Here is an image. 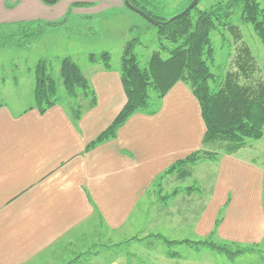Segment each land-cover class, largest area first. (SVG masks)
I'll list each match as a JSON object with an SVG mask.
<instances>
[{
  "label": "crops",
  "instance_id": "crops-1",
  "mask_svg": "<svg viewBox=\"0 0 264 264\" xmlns=\"http://www.w3.org/2000/svg\"><path fill=\"white\" fill-rule=\"evenodd\" d=\"M10 1L15 5L0 0V25L52 17L39 0ZM74 3L94 5L93 0H66L64 8ZM90 64L87 74L82 73L95 104L89 107V100L79 95L76 123L64 103L43 114L34 105L21 112L0 106V264L129 263L130 258L115 246L129 245V239L136 240L133 232L147 230L134 221L147 192L154 187L160 194L164 180L178 179L174 174L159 177L176 161L204 149L205 127L197 99L177 82L154 114H133L113 139L86 150L126 102L120 66ZM240 151L207 160L215 162L213 188L196 220L183 218L182 239L170 240L184 242L169 246L191 248L187 241L210 236L231 193L232 202L215 238L242 246L264 241L263 171L254 160L239 157ZM189 187L174 188L171 199L183 193L188 198L193 194ZM175 190L179 191L174 194ZM187 198L181 199L179 209L185 215ZM111 250L115 253L106 254ZM155 257L157 264L196 262L177 252Z\"/></svg>",
  "mask_w": 264,
  "mask_h": 264
},
{
  "label": "rangeland",
  "instance_id": "rangeland-1",
  "mask_svg": "<svg viewBox=\"0 0 264 264\" xmlns=\"http://www.w3.org/2000/svg\"><path fill=\"white\" fill-rule=\"evenodd\" d=\"M62 1L59 0L53 5L40 1L51 11L50 16L53 18L36 20L40 24L60 22L57 26L46 27L41 25L42 29H37L38 26L35 24L30 30H22L18 28L19 24L26 25L29 21H20L12 23L15 26L3 25L0 28V106L5 105L13 112H21L35 104L33 97L36 85L34 70L39 61L46 64V72L57 81V97L62 98L64 91L59 80V68L60 61L64 57L71 58L81 71L87 74L89 71L87 69L91 65L88 60L90 54L99 56L101 53L107 52L110 57L109 64L118 67L120 66L124 44L133 39L138 41L134 52L141 68L147 67L153 52L160 51L157 27L129 11L121 0L118 2L93 0L94 5L91 3L90 6L87 4L75 6L74 3L66 9L63 4L66 0ZM136 1H138L140 8L152 16L168 20L183 11L192 0ZM227 1L229 0H201L196 6L198 10L204 11ZM257 1L261 7H264V0ZM9 4L13 5L14 3L8 0L7 5ZM86 8L92 9V11H82L83 14H78L82 13L79 12L81 9ZM230 21L239 28L242 41L235 42L232 35L223 28L211 33L214 58L208 65L211 73L215 76L212 87L214 88L221 82L226 73L235 69L234 59L241 44L250 50L255 60L254 81L261 80L264 82V47L260 39L250 24L240 20L239 11H234ZM37 30H41L40 34L35 40H30L28 35L37 34ZM163 43L165 44V42ZM167 46L170 48L169 44ZM160 52L162 57H167L166 52ZM149 99L154 102L155 93L152 89L149 91ZM75 103L77 105V101ZM238 155L241 158L252 159L261 166L263 171L262 207L264 209V137L258 141H248L247 147L241 149ZM192 171V177L183 182L175 180L174 177L164 180L160 194L156 193L157 188L151 187L149 189L146 197L139 205V212L134 215L135 223L138 226H145L147 230L142 231L141 234L133 232L136 235V240L131 238L129 245L115 246V251L119 249L121 252L122 250L123 254L130 258V262L126 264H157L159 259L155 256H167V253L172 252L180 253L183 256L190 255L193 260H196L194 264H264V241L255 246L253 252L245 253L232 260L225 255L216 254L194 244L197 241L223 243L218 241L215 236L219 225L227 216L226 210L232 202V193L226 200V205H223L224 207L217 214L215 219V221H219L217 226H215L214 221L212 228V232H215L214 235L203 240L196 239L191 242V248L184 244L178 246L165 244V239L169 241L172 238L182 239L181 236H184L182 232L185 231L180 230V223H183V218L187 217L192 222L196 220L201 205L205 203L210 190L213 188L216 176L215 162L201 158ZM187 186L196 188L192 191L193 194L187 198L186 193H183L171 199L169 194L173 195L174 188ZM229 191L233 192L232 189ZM183 198L190 200L186 215L181 214L184 210H179ZM160 199H165L167 202L163 205ZM184 207L186 206L184 205ZM157 234L159 235L157 236ZM161 237H163L162 240ZM237 246L243 247L242 245ZM230 247L231 250L236 249L232 244ZM198 249H201L199 253L193 252ZM111 251L106 254L115 253V251ZM99 254L105 255L104 253Z\"/></svg>",
  "mask_w": 264,
  "mask_h": 264
},
{
  "label": "trees",
  "instance_id": "trees-1",
  "mask_svg": "<svg viewBox=\"0 0 264 264\" xmlns=\"http://www.w3.org/2000/svg\"><path fill=\"white\" fill-rule=\"evenodd\" d=\"M129 2L152 19L167 21L154 17L140 8L138 1L129 0ZM74 5L83 6L84 4L75 3ZM234 11H239L240 20L243 23L252 26L264 47V7H261L257 0H229L204 11L198 10L195 6L187 15L165 26H156L159 49L166 52L167 57H162L160 51L153 52L146 68L140 67L134 52L138 43L137 39L125 43L120 58V78L126 102L110 125L87 145L86 150L113 139L117 130L133 114L138 112L154 114L162 98L177 82L186 85L197 99L205 127L202 138L204 149L176 161L159 178L174 174L179 181H184L192 175V167L201 158L215 161L220 155H232L247 147L248 141L262 139L264 137V82L254 81L256 64L246 46L241 44L239 47L234 59L235 69L226 73L222 81L214 88L212 87L215 76L208 65L214 58L211 33L223 28L232 35L235 42L242 41L239 28L230 21ZM58 23L60 22L40 24V22L29 21L26 25L19 24L18 28L30 30L36 24L37 29H42L41 25L53 27ZM5 25L15 26L14 24ZM2 27L3 25H0V28ZM40 32L41 30H37V34H29L30 40H35ZM166 43L170 45V48ZM88 60L91 63H102L108 68L110 57L107 52H103L99 56L90 54ZM34 74L36 80L33 93L34 107L39 113L43 114L55 104L64 103L71 119L76 123L81 112L78 104L75 103L79 95L89 100V107L94 106L95 96L89 82L71 58L64 57L60 61L59 80L64 91L62 98L57 97L58 83L46 72V64L43 61L37 63ZM151 89L155 93L154 102L149 99ZM186 189L195 190L196 188ZM178 191L175 190L174 194ZM218 223L219 221L216 220L215 226ZM214 234L215 232H211L210 236ZM164 242L170 245L184 241L165 239ZM194 244L225 255L229 259L253 252L256 246L238 247L233 243L216 244L212 241H197ZM231 244L235 246V250L230 249Z\"/></svg>",
  "mask_w": 264,
  "mask_h": 264
},
{
  "label": "water",
  "instance_id": "water-1",
  "mask_svg": "<svg viewBox=\"0 0 264 264\" xmlns=\"http://www.w3.org/2000/svg\"><path fill=\"white\" fill-rule=\"evenodd\" d=\"M43 3L49 4V5H53L55 4L57 1L59 0H40ZM123 5L132 13L138 15L139 17H141L142 19H144L145 21H147L149 24L153 25V26H165L167 24H169L170 22H173L185 15H187L190 11H192V9L197 5V3L200 0H192L189 5L180 13L176 14L175 16L171 17L170 19H168L167 21H157L152 19L151 17L147 16L145 13H143L141 10H139L138 8H136L135 6H133L129 0H121Z\"/></svg>",
  "mask_w": 264,
  "mask_h": 264
},
{
  "label": "flooded vegetation",
  "instance_id": "flooded-vegetation-1",
  "mask_svg": "<svg viewBox=\"0 0 264 264\" xmlns=\"http://www.w3.org/2000/svg\"><path fill=\"white\" fill-rule=\"evenodd\" d=\"M201 1V0H200Z\"/></svg>",
  "mask_w": 264,
  "mask_h": 264
}]
</instances>
